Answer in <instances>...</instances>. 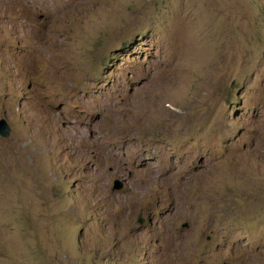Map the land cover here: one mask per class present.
<instances>
[{
    "label": "rangeland",
    "instance_id": "rangeland-1",
    "mask_svg": "<svg viewBox=\"0 0 264 264\" xmlns=\"http://www.w3.org/2000/svg\"><path fill=\"white\" fill-rule=\"evenodd\" d=\"M0 121V264H264V0H0Z\"/></svg>",
    "mask_w": 264,
    "mask_h": 264
},
{
    "label": "water",
    "instance_id": "water-1",
    "mask_svg": "<svg viewBox=\"0 0 264 264\" xmlns=\"http://www.w3.org/2000/svg\"><path fill=\"white\" fill-rule=\"evenodd\" d=\"M10 128L7 123L0 121V136L1 137H8ZM120 186H117V188Z\"/></svg>",
    "mask_w": 264,
    "mask_h": 264
},
{
    "label": "bare ground",
    "instance_id": "bare-ground-1",
    "mask_svg": "<svg viewBox=\"0 0 264 264\" xmlns=\"http://www.w3.org/2000/svg\"><path fill=\"white\" fill-rule=\"evenodd\" d=\"M169 64V63H168ZM145 164V163H144ZM236 236V235H235Z\"/></svg>",
    "mask_w": 264,
    "mask_h": 264
}]
</instances>
